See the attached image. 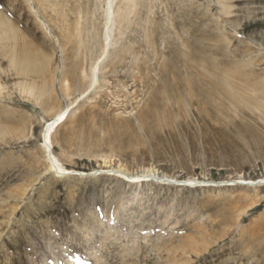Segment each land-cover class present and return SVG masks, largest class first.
Returning a JSON list of instances; mask_svg holds the SVG:
<instances>
[{
    "label": "rangeland",
    "instance_id": "1",
    "mask_svg": "<svg viewBox=\"0 0 264 264\" xmlns=\"http://www.w3.org/2000/svg\"><path fill=\"white\" fill-rule=\"evenodd\" d=\"M107 9L0 0V264H264V0Z\"/></svg>",
    "mask_w": 264,
    "mask_h": 264
},
{
    "label": "bare ground",
    "instance_id": "2",
    "mask_svg": "<svg viewBox=\"0 0 264 264\" xmlns=\"http://www.w3.org/2000/svg\"><path fill=\"white\" fill-rule=\"evenodd\" d=\"M112 4H113V0H108V9L107 12L109 13V21L111 20V17H113V13H112ZM3 33V32H2ZM22 60L23 63H25V69L23 71H32L36 68L37 65V56L34 55L30 50H26L23 52L22 54ZM95 80V79H94ZM95 82V81H94ZM69 83H66V90L69 91ZM167 89V88H166ZM174 88L173 87H168L167 91L169 93L168 96L160 95L157 94L153 97V99L151 100L150 105H148V113L143 114V119H152L155 122H158L159 124H169L170 123V115H169V111H171L173 107H169L168 103L166 105L163 104H159V100L163 99V102L165 103L166 98H168L167 100H171V93L173 92ZM211 98V97H210ZM73 105V104H72ZM75 106V105H73ZM72 107L67 108L66 110H63L59 113H57L50 122H48L46 131L44 133V139H45V146L48 149V151H51L52 148V144H51V134L54 132V130L56 128H58L61 124H63L66 120L67 117L69 116L70 111L72 110ZM51 156V155H49ZM51 162V169H56L58 174H68L69 171L66 172L65 169H63L61 167V164L59 163V161L55 158V157H51L50 159ZM128 182L129 183H138V182H142L144 180H142L141 176H136V177H128ZM193 186L194 183L193 181H189L187 186Z\"/></svg>",
    "mask_w": 264,
    "mask_h": 264
}]
</instances>
